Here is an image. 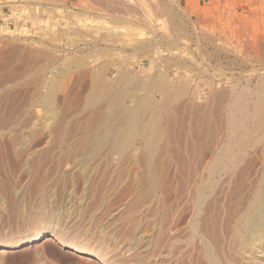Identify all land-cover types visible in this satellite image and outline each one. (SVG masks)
<instances>
[{"label": "rangeland", "instance_id": "1", "mask_svg": "<svg viewBox=\"0 0 264 264\" xmlns=\"http://www.w3.org/2000/svg\"><path fill=\"white\" fill-rule=\"evenodd\" d=\"M0 1V264H108L120 246L118 219L158 215L157 196L142 195L150 187L143 173L152 168L172 180L179 156H200L199 174L229 167L240 171L238 182L264 179V130L250 132L264 112V0H112L119 11L96 0ZM209 62L224 66L227 82L216 86L197 75ZM156 72L172 87L161 89ZM198 82L207 83L202 92ZM237 95L248 120L231 131ZM111 100L129 110L143 103L146 116L159 117L154 152L141 134L105 154L87 148ZM236 136L235 160L224 165L216 159ZM189 161L188 171L196 170ZM12 239L19 244L6 246ZM98 240L110 244L106 256L97 255Z\"/></svg>", "mask_w": 264, "mask_h": 264}, {"label": "bare ground", "instance_id": "2", "mask_svg": "<svg viewBox=\"0 0 264 264\" xmlns=\"http://www.w3.org/2000/svg\"><path fill=\"white\" fill-rule=\"evenodd\" d=\"M96 1L99 2V5H101V8L104 7L105 9H108V11L118 10L117 7L113 6L115 3H112L113 1L116 2V0H113V1L110 0V2L112 1L111 3L108 2L109 0H96ZM112 18L116 20L115 15L112 16ZM151 48H153V46ZM178 58L179 57H177L176 59ZM151 59L153 58L151 57ZM208 64H209L208 71H206L202 75L197 74V73H194V75L197 74L199 77L203 78L204 81L208 77L209 78L211 77L213 79V82L211 83H213L216 86H219L218 84L219 81L223 83L227 82V80L223 81V76L226 74V71L221 68L223 66L222 64H219L220 67L210 62ZM158 66H156V68ZM165 67L166 65L163 68ZM167 68L168 66L165 69L167 70ZM210 70L211 72L212 70H215V72L218 73V77L220 76L221 77L217 79L216 78L217 74H209ZM163 74H164L163 72H161V74H157L160 78V80H158L159 81L158 84L160 83V85H162L161 89H169L172 87L171 81L167 77L165 78L164 76H162ZM123 76L124 77L122 78L126 80L125 75ZM185 82L183 83L185 84ZM144 84H148V83L145 82ZM122 85L123 84H121V86ZM179 85H178V89H180ZM236 86L238 87V83ZM233 88L236 89L235 85L233 86ZM170 91L167 93H170ZM184 93L185 92L183 91L182 94ZM172 94L174 96V92L172 93L171 91V95ZM164 95H166V92ZM171 95L170 96L166 95V96H169V99H170ZM239 95L235 96L233 102L231 103L229 107L232 109L233 108L238 109L237 113H234L235 115L232 116L233 118L229 120V124H230L229 130L231 131H234V129H236L237 127L240 128V127L246 126L245 121L248 120V114L245 111L247 109V103L243 101L244 96L239 97ZM177 96H178V93H177ZM174 97L176 98V94ZM165 99L169 101L168 98H165ZM262 99L264 98L262 97ZM174 100L171 99L170 101H174ZM116 102L117 100L109 101V106L107 107V109L105 111L102 110L103 111L102 114L104 115L102 117L103 122H98L97 124L99 125L97 126L95 130L93 129L92 126H90V128L92 127L91 131L92 130L94 131L90 134L88 139H86L87 148H89L90 151H93V152L95 151L96 153H100L101 151L100 154H102V151L106 149L107 147L113 144L116 145L117 143L124 144L125 142H127V140H129L130 137L134 136L135 134H139V135L141 134V136L147 141V144H146L147 150L149 151L153 150L154 152L157 146L156 139H158V136L161 133L160 129L156 126V123L159 120V117L157 115L149 116L150 113L148 114L149 117L146 116L145 113H146L147 108H145L143 103L141 104L138 103L135 109L129 110L126 107H115ZM168 105H171V104H168ZM257 108H260V107H257ZM256 116L258 118V121L256 122V124L253 125L250 132L252 134L257 135L260 131L264 130V112L259 115L256 114ZM239 139L240 137L236 136L233 138L234 140L233 142L226 143V144L224 143L226 145L225 146L226 151L218 155V158L217 159L215 158V159L221 161L224 165H228L229 163H231L230 164L231 166L235 160L233 158V154L231 150L233 149V147H235L234 145L240 144L238 143ZM81 145H80V148H81ZM198 147L200 148V144H198ZM197 150L199 151V149ZM93 154L95 158L98 155V154L95 155V153ZM123 154L125 155V153ZM128 155L130 154H127L126 152V157ZM106 156L104 158H106ZM123 156L122 158L125 157ZM195 156L193 159L187 156L178 157L180 158L181 164L180 163L179 164L181 166L176 176L172 177V180L170 177L165 176L167 173H163V172L161 173V171L159 172V170H152V168H149L147 170L148 171L147 173H143L144 175H146V178H148L147 184H149L150 187H149V190L142 191V195L147 194L148 192L150 196L152 195L155 197L157 196L158 215L157 217H152V218H150L149 216H145L142 218L118 219V226H116V228L118 227L117 228V233L119 236L118 243L120 246L117 247L116 251H114L113 248L111 249L114 251V253H112L111 255V259L113 261L111 260L108 264H264V179L261 182H258L256 184L254 183L245 184V183L238 182L237 178L240 175V171H236L235 169L230 170L229 167H226L224 170H221V172L218 171L220 173H218L217 170L211 169V171L207 172V174H202V173L199 174L197 170L200 167L202 158L200 156L198 157L197 154H195ZM107 158L105 160H107ZM109 159H111V157H109ZM127 160H124V162ZM189 160L194 162L193 167L196 170L190 169V171H188L187 168H189L190 166L189 164L192 163ZM90 161L93 162V160H90ZM149 161L151 162V159ZM116 162L114 163L116 164ZM112 168H110L111 171H112ZM127 168L128 167H126V170L130 169L129 171H131V168L129 169ZM114 169L116 170V168ZM115 170L113 171L116 172L117 170L116 171ZM123 171H125V169H123ZM133 171L135 172V170ZM103 172H104V169H103ZM125 173L126 171L119 174L118 180H120V178L125 177L127 174ZM85 174H88V173H85ZM222 174L227 175V177L231 179L232 181L229 180L228 182H222V181L220 182V180H216L217 177L219 176L222 177ZM110 175L111 174H109L108 176ZM104 176L102 174V177ZM133 177H135V175H133ZM129 184H127V186ZM115 185H118V184H115ZM120 186L122 185H119V187ZM115 187L116 186H114V188ZM97 222H93L94 224L92 223L93 225L92 227L96 226L98 224ZM181 223H184V226H180ZM44 235H45V232L40 231L34 238L35 241L40 240ZM106 243H104V241L102 240H98V244L100 245V247H98L96 251L97 255L106 256L107 253L111 252L109 251L110 244L108 245V243L107 244ZM17 244H19V241L17 239H12L6 242L5 245L14 246ZM70 247L74 250L81 251V252L90 251L86 247L82 245H78V244H70ZM121 251L122 253H120ZM124 254H128V255L123 257L122 255Z\"/></svg>", "mask_w": 264, "mask_h": 264}, {"label": "crops", "instance_id": "3", "mask_svg": "<svg viewBox=\"0 0 264 264\" xmlns=\"http://www.w3.org/2000/svg\"><path fill=\"white\" fill-rule=\"evenodd\" d=\"M4 8V9H3ZM5 14H6V12H5V5L4 4H1L0 5V23L2 22V21H5L4 19H5ZM192 83V82H191ZM201 85H203V87L201 88ZM204 86H207L206 84H205V82L203 83V84H201V83H196L195 84V88H197V90H199V91H203L204 90Z\"/></svg>", "mask_w": 264, "mask_h": 264}, {"label": "built area", "instance_id": "4", "mask_svg": "<svg viewBox=\"0 0 264 264\" xmlns=\"http://www.w3.org/2000/svg\"><path fill=\"white\" fill-rule=\"evenodd\" d=\"M1 4H3V3H1V1H0V5H1Z\"/></svg>", "mask_w": 264, "mask_h": 264}]
</instances>
